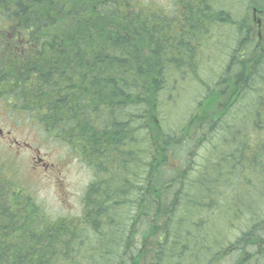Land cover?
Instances as JSON below:
<instances>
[{"label":"trees","instance_id":"16d2710c","mask_svg":"<svg viewBox=\"0 0 264 264\" xmlns=\"http://www.w3.org/2000/svg\"><path fill=\"white\" fill-rule=\"evenodd\" d=\"M214 3L0 0L7 115L94 175L81 216L66 219L0 172V264H264V0L237 18ZM226 21L239 37L225 73L185 124L165 129L164 92L196 62L207 25ZM223 220L248 228L231 242Z\"/></svg>","mask_w":264,"mask_h":264},{"label":"rangeland","instance_id":"374dc122","mask_svg":"<svg viewBox=\"0 0 264 264\" xmlns=\"http://www.w3.org/2000/svg\"><path fill=\"white\" fill-rule=\"evenodd\" d=\"M251 1L212 0L217 3H214L216 10L225 9L228 5L236 18L243 14ZM260 15L255 9L254 19L260 18ZM224 19L225 17L222 20ZM227 22H210L207 25L209 33L205 35L196 62L184 70L187 71V74L183 73L187 75L184 80L176 86L169 85L164 92V98L169 95V99L162 103L159 118L165 129L173 131L185 124L205 96L208 87L215 86L225 73L239 37L237 27ZM5 103L0 99V167L4 166L3 173L12 180L17 190L31 193L49 216L66 219L81 216L84 193L94 179L93 170L70 147L48 136L33 122L5 116ZM207 152L210 155L209 151H199L196 157L198 163H202L203 157L208 156ZM36 158L43 160L42 165L36 164ZM220 192H225V189L215 191L217 194ZM217 194L215 197L222 199L223 195ZM263 216L264 209L259 213L260 218ZM142 220L145 218L141 217L135 226V232L139 231L140 236L145 230ZM227 223H230L229 220H223L222 224L225 225L222 233L231 242L237 240L241 229L246 231L248 228V224L241 221H235L233 225L226 227ZM144 248L149 252L155 250L148 243L144 244ZM148 254L146 252L145 255Z\"/></svg>","mask_w":264,"mask_h":264},{"label":"bare ground","instance_id":"6f19581e","mask_svg":"<svg viewBox=\"0 0 264 264\" xmlns=\"http://www.w3.org/2000/svg\"><path fill=\"white\" fill-rule=\"evenodd\" d=\"M217 5V4H216ZM245 6V5H244ZM240 7V6H239ZM245 10V9H244ZM245 12V11H244ZM113 48V47H112ZM102 63V62H101ZM104 63V62H103ZM113 71V70H112ZM110 72V71H109ZM103 75V74H102ZM103 81H105V80H103ZM217 87V86H216ZM216 89V88H215ZM206 93V92H205ZM126 120V119H125ZM192 165V164H191ZM86 192V191H85ZM193 219V218H192ZM190 220V219H189ZM187 221H188V219H187ZM190 222V221H189ZM245 223V222H244ZM208 224V223H207ZM206 224V225H207ZM228 224V223H227ZM208 226V225H207ZM227 226V225H226ZM190 227V226H189ZM196 227V226H195ZM217 228V227H216ZM232 228V227H231ZM194 229V228H193ZM226 230V229H225ZM233 230V229H232ZM195 232V231H194ZM204 232V231H203ZM218 232V231H217ZM198 233V232H197ZM209 233V232H208ZM232 234V233H231ZM186 237V236H185ZM188 237V236H187ZM189 237H190V235H189ZM232 237V236H231ZM173 239V238H172ZM175 239V238H174ZM237 239V238H236ZM178 240V239H177ZM183 241V240H182ZM195 241V240H194ZM208 240H206V242H207ZM223 241V240H222ZM189 242V241H188ZM197 242V241H196ZM223 243V242H222ZM180 246V245H179ZM191 246V245H190ZM192 247V246H191ZM196 247V246H195ZM197 249V248H196ZM202 252H204V251H202ZM189 253V252H188ZM200 253V252H199ZM200 254H202V253H200ZM226 255V254H225ZM54 256V255H53ZM201 256V255H200ZM210 256V255H209ZM182 257V256H181ZM203 257V256H202ZM166 261V260H165ZM187 261V260H186ZM191 262V261H190ZM166 263V262H165Z\"/></svg>","mask_w":264,"mask_h":264},{"label":"flooded vegetation","instance_id":"af4514ba","mask_svg":"<svg viewBox=\"0 0 264 264\" xmlns=\"http://www.w3.org/2000/svg\"><path fill=\"white\" fill-rule=\"evenodd\" d=\"M9 38H11V35L10 34H9ZM0 44H2V42H0ZM0 52H1V50H0ZM38 163H41V159L38 160Z\"/></svg>","mask_w":264,"mask_h":264}]
</instances>
